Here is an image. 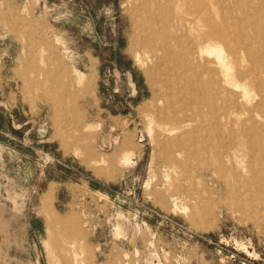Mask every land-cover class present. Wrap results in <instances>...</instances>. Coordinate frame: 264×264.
Returning <instances> with one entry per match:
<instances>
[{
    "label": "rangeland",
    "instance_id": "rangeland-1",
    "mask_svg": "<svg viewBox=\"0 0 264 264\" xmlns=\"http://www.w3.org/2000/svg\"><path fill=\"white\" fill-rule=\"evenodd\" d=\"M183 34L264 97V0H0V264H264V102Z\"/></svg>",
    "mask_w": 264,
    "mask_h": 264
},
{
    "label": "bare ground",
    "instance_id": "bare-ground-1",
    "mask_svg": "<svg viewBox=\"0 0 264 264\" xmlns=\"http://www.w3.org/2000/svg\"><path fill=\"white\" fill-rule=\"evenodd\" d=\"M179 3L182 2H188V0H178ZM223 3V2H222ZM261 4V3H260ZM208 7V6H207ZM146 10V9H145ZM148 10V9H147ZM148 12V11H147ZM196 14V12H192L191 10H189L188 15L189 16H194ZM234 16V15H233ZM228 17V15H227ZM235 17V16H234ZM232 19V18H231ZM208 21V20H206ZM234 21V20H233ZM185 22V21H184ZM212 22V21H211ZM225 22V21H224ZM234 23V22H233ZM224 25V24H223ZM230 25H228L229 27ZM206 28L209 29V32L211 30L212 34L215 35V33H217L220 38L224 41L226 39L224 33H221V31L223 30L225 32V26H217V25H213L210 23V21H208V24L205 25ZM233 27V26H232ZM249 29V28H248ZM245 30V29H244ZM183 32V31H182ZM231 36V35H230ZM264 36V35H263ZM182 38L181 41H179V44L181 45V48H184V43H185V47H188L187 50V57L192 59V60H196V55L198 57H202L204 58V73L207 75V79H206V83L207 85L210 86V84L212 86H217L220 82L225 83L226 86L231 87V88H235V91H239L241 92L240 94L235 93L234 90L231 92V96L229 100L230 106L235 104L237 107V110H239L240 112H238L235 117L237 119H240L244 113H248V114H253V113H257L259 111V109L262 107V104L264 102V97L263 95L259 96V99L256 100L255 102H251L252 100H250L249 98L252 95L251 90L248 88V86H244L242 84H239L234 75L231 72V67L229 62H227V56H225V51L223 50L222 46L220 47L219 45L217 46H207L204 48H200V50H196L195 47L192 45L193 40L189 39L186 35H182L179 36ZM234 40V39H233ZM248 40V39H247ZM246 40V41H247ZM235 41V40H234ZM242 41V40H241ZM250 42V41H249ZM248 43V42H247ZM246 43V44H247ZM229 45H231L233 48H239L237 46H239L236 41L232 44L228 43ZM243 44V43H242ZM208 45V44H207ZM211 45V44H210ZM245 45V44H244ZM206 46V45H205ZM243 46V45H241ZM231 48V47H230ZM234 48V49H235ZM243 49H246L248 47L243 46ZM249 51V50H248ZM182 54V50L180 51V55ZM249 54V53H248ZM210 58H213L212 60H210ZM140 61V60H139ZM232 66V65H231ZM180 71V70H179ZM197 72V71H196ZM201 82V81H200ZM258 86V89L260 92H262V87L261 84H256ZM264 85V84H263ZM215 90H219L218 88H214ZM222 93H225L224 90H222ZM219 94V93H218ZM223 97V96H222ZM255 97V96H254ZM258 97V95H257ZM253 99V98H252ZM254 101V99H253ZM241 102H251L249 106L241 104ZM215 104L212 103V106H214ZM181 106V105H180ZM244 111V112H242ZM172 112V111H170ZM177 114V113H176ZM219 114V113H218ZM247 120V119H246ZM220 122V121H219ZM218 122V123H219ZM195 128V127H194ZM199 130V129H198ZM185 133V132H184ZM260 151V150H259ZM186 174H182V176H185ZM173 205L175 204V206H177V200L173 199ZM175 208V207H174Z\"/></svg>",
    "mask_w": 264,
    "mask_h": 264
}]
</instances>
